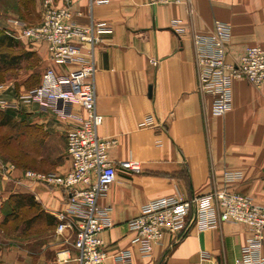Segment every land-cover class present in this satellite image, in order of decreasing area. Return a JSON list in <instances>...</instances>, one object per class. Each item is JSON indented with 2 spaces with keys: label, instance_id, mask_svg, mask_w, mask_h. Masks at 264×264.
<instances>
[{
  "label": "crops",
  "instance_id": "1",
  "mask_svg": "<svg viewBox=\"0 0 264 264\" xmlns=\"http://www.w3.org/2000/svg\"><path fill=\"white\" fill-rule=\"evenodd\" d=\"M73 9L81 12L76 16L81 23L93 19L111 26L101 34L94 51L97 109L104 116L99 134L117 140L110 150L117 178L100 198V204L112 207L114 219V225L102 234L110 254L102 264H116L111 255L124 249L130 250L132 264H236L251 234L246 224L224 221L205 229L192 224L179 239L165 234L151 255L145 256L132 241L135 232L128 222L144 203L169 194L189 198L231 188L264 204V83L256 86L246 78L234 79L232 108L224 115H214L212 96L199 86L194 41L196 34L212 32L220 20L232 30L229 61H238L249 45L264 46V0L169 4L111 0L94 5L89 0H74ZM42 15L43 0H0V28L17 39L15 54L28 51L30 59L39 58L45 68L54 66L59 72L74 69V64L51 62L44 42L13 35L10 19L31 25L40 22ZM19 60L14 66L6 65L10 72L0 83L2 98L11 100L30 87L29 76L34 72L25 68L21 74L27 58ZM19 104L17 108L0 107V111L25 123L32 133L45 132L43 145L32 143L31 153L51 162L49 170L67 172L71 168L67 133L76 121L44 113L34 102ZM75 108L83 112L79 105ZM148 116L155 124H144ZM40 146H44L41 153ZM128 159L139 161L140 169L120 165ZM5 164L0 157V264H79L73 230L67 228L55 237L53 229L67 215L68 194L25 177L28 168L15 165L7 169ZM230 173L240 177L230 178ZM16 193L32 194L47 213L35 220L45 228L40 239L19 242L14 237L21 230L12 236L6 233L5 206ZM27 242L37 247L29 251L23 247Z\"/></svg>",
  "mask_w": 264,
  "mask_h": 264
},
{
  "label": "built area",
  "instance_id": "2",
  "mask_svg": "<svg viewBox=\"0 0 264 264\" xmlns=\"http://www.w3.org/2000/svg\"><path fill=\"white\" fill-rule=\"evenodd\" d=\"M110 1L89 0L91 5ZM155 1L169 4L185 0ZM73 2L61 0L57 4L55 0H43L42 19L34 25L19 18L10 19L14 36L44 42L51 62L76 67L59 72L54 66H47L37 86L18 94L16 101L0 98V107L16 108L20 102H34L43 112L76 121L67 133L71 168L65 173L28 169L24 175L68 194L67 215L56 230L58 233L67 228L73 230L79 264H102L110 256L104 248L102 234L114 225V219L112 207L100 204V198L117 178L116 163L110 157L117 140L99 134L104 116L97 109L94 51L102 40L101 34L111 26L93 19L88 23L79 22L76 16L81 12L73 9ZM231 35L230 24L216 20L212 32L194 36L199 86L202 92L212 96L214 115H224L232 108L234 79L246 78L256 86L264 83V46L249 45L239 60L232 62L227 59ZM76 104L83 112L75 108ZM144 124L153 125L155 120L148 116ZM120 165L130 170L140 169L139 161L133 159L123 160ZM4 166L16 167L14 163ZM229 176L238 178L240 174L230 173ZM224 221L243 223L251 229L235 263L264 264V204L231 188L214 189L189 198L179 194L153 198L142 205L140 213L129 220L128 226L135 232L132 241L143 255L150 256L154 245L167 233L179 239L192 224L205 229ZM111 256L116 264H132L129 249Z\"/></svg>",
  "mask_w": 264,
  "mask_h": 264
},
{
  "label": "rangeland",
  "instance_id": "3",
  "mask_svg": "<svg viewBox=\"0 0 264 264\" xmlns=\"http://www.w3.org/2000/svg\"><path fill=\"white\" fill-rule=\"evenodd\" d=\"M31 25H34V24H31ZM0 66H1V62H0ZM25 68H32L34 72L31 76H29L28 84L30 87L16 93L15 96L11 100H9V98H5V99L9 101H16L18 94L24 91H28L31 88L37 86L40 83L42 74L46 69L41 59L39 58H34L33 60L30 58H27V60L21 64V67H20V70H22L21 74L23 73V70H25ZM1 69L2 68H0V83L8 77V74L10 72L8 70H1ZM16 72L18 73L19 71L16 70ZM23 76L25 77L26 75H23ZM1 119L2 117L0 115V120ZM19 130H21L20 126L0 125V157L1 159L5 161L6 163H14L17 166H21L23 165V163L27 161L26 163L29 162L27 165L28 169H32L35 171H41V172L51 171L49 170L51 169L50 166H52L51 162L45 161L44 159L40 160L36 155H33L31 153V148H30L31 144L33 143V145H39V143L38 144L35 143L34 139L31 140L30 134L25 136V133H23V136H22L20 133H18ZM39 139H41V137ZM43 140H40L41 141L40 145L41 144L43 145ZM43 147L44 146H40V150H39L40 153L44 151ZM11 202L13 203V199ZM9 204H10V201L6 203L5 212H8L11 209ZM36 211L37 210L35 208L31 209L27 207L21 210V212L19 213L21 214V216L20 215H16V217L13 215L10 216L11 221L7 219L6 233L12 236L14 235L15 231L21 230L20 234L14 237V240L19 241V242L20 241L23 242L24 240L31 241L32 239L35 240L36 238L40 239L41 236L44 235L45 228L41 225V223H38V221H34L31 223L27 221V219L31 216V214H35ZM57 225L58 223H56L55 227L53 228L55 229L54 230L55 237L57 234H59L56 230ZM23 247L28 248L29 251L30 250L33 251V248L34 247L36 248L37 244L27 242L23 244Z\"/></svg>",
  "mask_w": 264,
  "mask_h": 264
},
{
  "label": "trees",
  "instance_id": "4",
  "mask_svg": "<svg viewBox=\"0 0 264 264\" xmlns=\"http://www.w3.org/2000/svg\"><path fill=\"white\" fill-rule=\"evenodd\" d=\"M18 45V41L16 38H14L11 34L5 32L4 30H0V62H1V66L0 68H2L1 70H6V65H15V63H18L20 60V57H24V59L26 58H30V56H28L30 54V52L28 51H24L23 53H21V55L19 54H15L13 47ZM0 115L2 117V119L0 120V125L5 126V125H15V126H20L21 130H19L18 133H20L23 136V133H25V136L30 134L31 137H33V139H35L34 141L40 143L43 138H44V133H42V131L38 130L36 133H32L30 131V128L22 122L17 121L13 116H11L10 114L0 111ZM17 135V134H16ZM41 137V139H39ZM39 140V141H38ZM37 143V144H38ZM27 162V161H26ZM23 163V167L28 168L27 165L28 163ZM13 199V203L11 202ZM10 204L9 206L11 207V209L6 212V214H8L6 216V221L7 219L10 218V216H15L16 215H20L19 214L21 212L22 209L24 208H35L37 211L35 212V214L33 216H30L27 221L34 222L35 220L39 219L41 217V214H47L41 207V205L35 200L34 196L30 193H16V194H12L10 196ZM8 201V202H9ZM13 213V214H11Z\"/></svg>",
  "mask_w": 264,
  "mask_h": 264
}]
</instances>
